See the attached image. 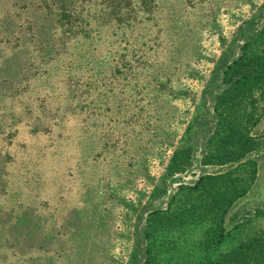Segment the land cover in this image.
I'll list each match as a JSON object with an SVG mask.
<instances>
[{
    "label": "rangeland",
    "instance_id": "rangeland-1",
    "mask_svg": "<svg viewBox=\"0 0 264 264\" xmlns=\"http://www.w3.org/2000/svg\"><path fill=\"white\" fill-rule=\"evenodd\" d=\"M66 1L0 0V264H215L264 239V88L212 110L264 49V0H129L121 23L90 0L67 26Z\"/></svg>",
    "mask_w": 264,
    "mask_h": 264
},
{
    "label": "trees",
    "instance_id": "trees-1",
    "mask_svg": "<svg viewBox=\"0 0 264 264\" xmlns=\"http://www.w3.org/2000/svg\"><path fill=\"white\" fill-rule=\"evenodd\" d=\"M89 1L90 0H68L65 2L67 4H62V14H64L63 17H66V22L64 25L67 26L69 23L68 19H78V15L76 14H71V16L70 14L67 16L65 15L66 11L64 10H66V5L68 8H75L78 6L80 11L87 8L88 11L89 5L83 4H88ZM104 2L105 4L102 6L103 8L100 9H105L107 13L109 11V14L114 12L113 15L108 18H112L117 23H121L123 20L128 22L131 19L129 13L126 11L124 12V16H121V12L125 5L129 7V0H104ZM99 11L101 12V10ZM87 15H89L88 12ZM81 33H84L83 29H81ZM221 84L223 85V89L215 96L212 108L213 113L217 117L232 109V107H234L237 103H240V101L244 98L246 90H249L253 85L258 84L264 88V49L260 50L259 53L250 56L241 54L235 60H233L231 64L227 65L223 70ZM236 133L237 132H233L225 138V141L228 145L232 146L234 149L239 148L247 151H252L255 148L253 144L248 142L244 136ZM239 157L240 156L237 155L236 151L234 150L230 153L229 158H225L221 160V162H230L232 160L238 159ZM204 179H222V182H225L226 185L237 182V179H230L226 175L223 177L201 176L197 179L194 185L189 188H197ZM245 190L246 189L241 188V186L234 187L233 189L231 188L230 194L226 200L225 209L229 208L234 201L242 197L245 193ZM220 263L264 264V239L262 237H253L248 239L247 241L239 244L234 250L229 251L221 256L220 259L215 262V264Z\"/></svg>",
    "mask_w": 264,
    "mask_h": 264
}]
</instances>
